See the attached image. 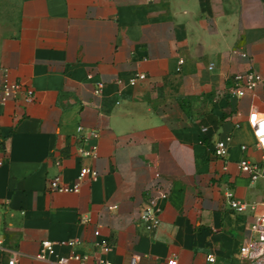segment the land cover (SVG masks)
<instances>
[{"label": "crops", "instance_id": "0c3cea01", "mask_svg": "<svg viewBox=\"0 0 264 264\" xmlns=\"http://www.w3.org/2000/svg\"><path fill=\"white\" fill-rule=\"evenodd\" d=\"M240 52L262 82L231 99L230 79L248 69ZM0 69L35 97L0 107V264H54L35 259L41 242L78 239L86 252L96 229L112 264H245L264 211V152L248 124L264 118V0H0ZM227 136L224 171L211 149ZM92 146L96 158H81ZM242 159L263 164L256 183ZM84 165L97 177L78 193L46 190ZM155 174L169 197L148 233L138 212ZM228 190L256 211L235 214Z\"/></svg>", "mask_w": 264, "mask_h": 264}, {"label": "built area", "instance_id": "2783aa9c", "mask_svg": "<svg viewBox=\"0 0 264 264\" xmlns=\"http://www.w3.org/2000/svg\"><path fill=\"white\" fill-rule=\"evenodd\" d=\"M239 56L246 61L248 65L247 71L235 75L230 79L232 86L228 88V96L231 99L241 98L247 92L256 89L262 82L261 76L254 71L251 58L244 52L238 53ZM145 75H137L128 81V84L134 86L138 81L145 80ZM103 84H99L95 90L96 94H100ZM34 91L24 85L10 79L8 73L4 69H0V107H4L10 101L20 100L23 103L29 104L34 101ZM248 124L255 138L256 147L264 152V118L251 116ZM206 128L202 129V133H206ZM232 141V136L219 139L212 146V155L223 162V170L227 171V157L229 145ZM245 151V147H241ZM78 154L81 158L93 160L96 158L97 147L92 146L88 149L79 148ZM264 160V158H263ZM238 169L245 174L251 183H256L262 177V163H251L247 159H242L238 163ZM97 177L96 171L87 166L80 168L79 174L74 183H65L56 176L47 181L46 190L53 193L75 194L78 193L81 185L87 178ZM153 183L154 196L148 199L138 212V219L144 230L148 233H153L160 225V203L166 201L169 197V190L159 182V175L155 174ZM226 204L235 214L241 215L247 211L255 212L258 205H253L238 200L231 190L224 194ZM264 206V197L262 199ZM116 208V207H113ZM255 221L250 226L251 239L249 242L240 248L241 259L245 264H264V211L255 215ZM80 222H86V219H81ZM84 243L78 239L61 242L58 244L43 241L40 244V252L35 259L40 261H49L54 264H112L107 260L108 255L112 252V244L105 240L99 229L93 232V241L90 243L89 251H82ZM57 246H63L69 249V254L59 256L56 254ZM0 252H8L3 240L0 239ZM209 261H213L208 257ZM140 257L134 255L130 259V264H138ZM16 258L11 257L8 264H16ZM167 264H176L175 260H170Z\"/></svg>", "mask_w": 264, "mask_h": 264}]
</instances>
